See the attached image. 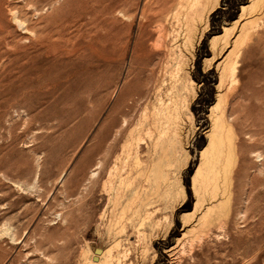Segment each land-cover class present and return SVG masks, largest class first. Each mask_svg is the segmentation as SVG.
<instances>
[{
	"label": "rangeland",
	"instance_id": "374dc122",
	"mask_svg": "<svg viewBox=\"0 0 264 264\" xmlns=\"http://www.w3.org/2000/svg\"><path fill=\"white\" fill-rule=\"evenodd\" d=\"M180 1L0 0V264H264V0L189 49ZM218 101L238 166L204 222Z\"/></svg>",
	"mask_w": 264,
	"mask_h": 264
},
{
	"label": "bare ground",
	"instance_id": "6f19581e",
	"mask_svg": "<svg viewBox=\"0 0 264 264\" xmlns=\"http://www.w3.org/2000/svg\"><path fill=\"white\" fill-rule=\"evenodd\" d=\"M217 3L218 0H181L178 3L177 6L180 7V9H178L175 14L173 12V14L178 23L185 25V33L181 34V36L183 37L182 41L184 42L185 48H193V41L197 35L198 30L200 29V26L207 23V15ZM245 10L246 7L243 6L242 11L245 12ZM227 70L233 73L235 71L234 65L227 66ZM220 103L221 101H218L216 107H214L215 119L210 130L211 132L209 134V144L207 149L201 154V163L195 175L196 180L194 178V181L197 182V178L199 177V179H201V181L204 183V192L207 193L208 200H212L217 196L220 197L221 195L225 196L226 198L222 199L221 202H219V205H212L211 207L206 208V211L203 214L205 220L208 216L211 215L212 212H215L217 213V215H219L221 212L225 213L227 211V192L229 189L227 188V183L236 166H238V139L232 128L233 123H228L230 121H227L228 119L225 118V111H219V107L221 105ZM159 115L160 119H158L157 121H161L163 117L161 113ZM143 124L144 123H140L138 125ZM134 130L135 126L130 128L128 136L124 141L125 143L128 142L130 146L132 143L131 141L134 138ZM261 142L263 141L261 140ZM125 145H122V147H124ZM138 146L139 144H137V149L140 148ZM137 153H139V150H137ZM135 164L138 168L141 167V158L139 156L136 157ZM138 173H141V170H138ZM199 207L200 205H196L195 211L198 210ZM223 213L221 214L222 216ZM211 220L213 221L212 217ZM208 221L209 220H206L204 222ZM101 253H103V251Z\"/></svg>",
	"mask_w": 264,
	"mask_h": 264
},
{
	"label": "water",
	"instance_id": "95a60500",
	"mask_svg": "<svg viewBox=\"0 0 264 264\" xmlns=\"http://www.w3.org/2000/svg\"><path fill=\"white\" fill-rule=\"evenodd\" d=\"M96 253L100 252L101 251V248H96ZM94 260H96V258H94Z\"/></svg>",
	"mask_w": 264,
	"mask_h": 264
}]
</instances>
